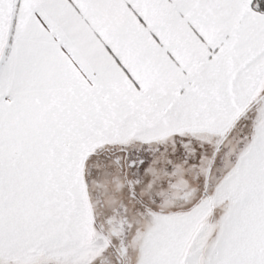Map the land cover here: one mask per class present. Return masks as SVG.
I'll return each instance as SVG.
<instances>
[{"label": "snow or ice", "instance_id": "snow-or-ice-1", "mask_svg": "<svg viewBox=\"0 0 264 264\" xmlns=\"http://www.w3.org/2000/svg\"><path fill=\"white\" fill-rule=\"evenodd\" d=\"M0 264H264V0H0Z\"/></svg>", "mask_w": 264, "mask_h": 264}]
</instances>
